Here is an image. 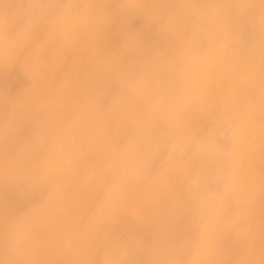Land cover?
Returning a JSON list of instances; mask_svg holds the SVG:
<instances>
[{
  "label": "clouds",
  "instance_id": "clouds-1",
  "mask_svg": "<svg viewBox=\"0 0 264 264\" xmlns=\"http://www.w3.org/2000/svg\"><path fill=\"white\" fill-rule=\"evenodd\" d=\"M0 264H264V0H0Z\"/></svg>",
  "mask_w": 264,
  "mask_h": 264
}]
</instances>
